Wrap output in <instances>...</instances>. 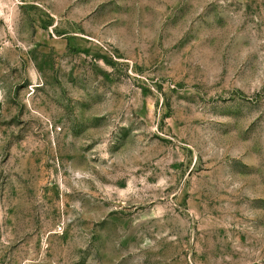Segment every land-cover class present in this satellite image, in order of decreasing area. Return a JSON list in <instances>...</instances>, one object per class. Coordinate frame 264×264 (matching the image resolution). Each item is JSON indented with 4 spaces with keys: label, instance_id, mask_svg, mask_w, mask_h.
Segmentation results:
<instances>
[{
    "label": "rangeland",
    "instance_id": "rangeland-1",
    "mask_svg": "<svg viewBox=\"0 0 264 264\" xmlns=\"http://www.w3.org/2000/svg\"><path fill=\"white\" fill-rule=\"evenodd\" d=\"M0 264H264V0H0Z\"/></svg>",
    "mask_w": 264,
    "mask_h": 264
}]
</instances>
